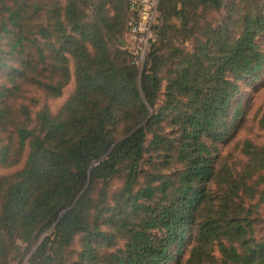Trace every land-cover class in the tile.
Segmentation results:
<instances>
[{"label":"trees","instance_id":"1","mask_svg":"<svg viewBox=\"0 0 264 264\" xmlns=\"http://www.w3.org/2000/svg\"><path fill=\"white\" fill-rule=\"evenodd\" d=\"M126 18L127 0H0V165L25 156L0 175V264H264V140L218 154L264 74V0H159L141 68ZM71 80L32 110L29 87Z\"/></svg>","mask_w":264,"mask_h":264},{"label":"rangeland","instance_id":"2","mask_svg":"<svg viewBox=\"0 0 264 264\" xmlns=\"http://www.w3.org/2000/svg\"><path fill=\"white\" fill-rule=\"evenodd\" d=\"M226 13L227 9L225 4L220 10L208 12L207 18L214 21V24H219L222 22V19L226 15ZM185 45L191 46L192 43L191 41H188L185 43ZM70 67H72L71 61ZM73 87L74 83L73 80H71L65 86L62 94L59 97L45 99L42 92L32 86L29 87V91L26 92V96L32 97L33 99L37 100L36 106H32L33 111H36L42 103H46L49 109L52 112H55L72 92ZM241 90L242 95L240 101L242 107L245 109L243 123L237 130L232 133V135L225 142L218 143V154L220 156L230 155V160L244 159L243 156L239 153L238 148H235L237 142L242 141L245 138H249L256 143H261L264 140V132L260 131L257 128L256 120L254 119V115L256 114V112H261L264 109V74H262L250 84H242ZM24 157L23 160H21L22 162L13 167L5 168L0 165V175L19 169L24 161ZM119 183V180H114L112 182V188L117 187ZM256 216L257 220L255 224V234L260 237L264 233V203L259 206ZM18 256V254L13 252L9 257L8 264H17ZM183 257H185V254L183 255ZM22 264H25V261L22 262ZM170 264H174V262Z\"/></svg>","mask_w":264,"mask_h":264},{"label":"built area","instance_id":"3","mask_svg":"<svg viewBox=\"0 0 264 264\" xmlns=\"http://www.w3.org/2000/svg\"><path fill=\"white\" fill-rule=\"evenodd\" d=\"M159 0H127V18L122 48L131 54L132 62L142 67L155 40L154 24Z\"/></svg>","mask_w":264,"mask_h":264},{"label":"water","instance_id":"4","mask_svg":"<svg viewBox=\"0 0 264 264\" xmlns=\"http://www.w3.org/2000/svg\"><path fill=\"white\" fill-rule=\"evenodd\" d=\"M63 215V214H62Z\"/></svg>","mask_w":264,"mask_h":264}]
</instances>
